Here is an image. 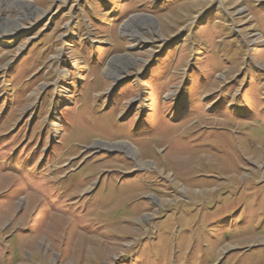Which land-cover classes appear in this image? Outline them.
I'll return each instance as SVG.
<instances>
[{"label": "rangeland", "instance_id": "374dc122", "mask_svg": "<svg viewBox=\"0 0 264 264\" xmlns=\"http://www.w3.org/2000/svg\"><path fill=\"white\" fill-rule=\"evenodd\" d=\"M0 264H264V0H0Z\"/></svg>", "mask_w": 264, "mask_h": 264}, {"label": "bare ground", "instance_id": "6f19581e", "mask_svg": "<svg viewBox=\"0 0 264 264\" xmlns=\"http://www.w3.org/2000/svg\"><path fill=\"white\" fill-rule=\"evenodd\" d=\"M119 147L121 148V149H123L124 151H125V149H126V152H128L129 153V155H134V153H133V149L130 147H127V145L125 146V144H121V145H119Z\"/></svg>", "mask_w": 264, "mask_h": 264}]
</instances>
